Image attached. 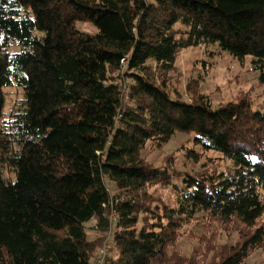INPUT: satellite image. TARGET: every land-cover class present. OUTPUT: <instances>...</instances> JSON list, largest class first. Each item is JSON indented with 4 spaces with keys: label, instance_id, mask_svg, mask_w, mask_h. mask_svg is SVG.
I'll return each instance as SVG.
<instances>
[{
    "label": "trees",
    "instance_id": "trees-1",
    "mask_svg": "<svg viewBox=\"0 0 264 264\" xmlns=\"http://www.w3.org/2000/svg\"><path fill=\"white\" fill-rule=\"evenodd\" d=\"M202 45L251 56L264 85V0H0V264H95L107 237L104 264H245L264 246V111L168 89L178 52ZM178 132L191 158L229 164L144 158ZM200 213L240 239L176 251Z\"/></svg>",
    "mask_w": 264,
    "mask_h": 264
},
{
    "label": "rangeland",
    "instance_id": "rangeland-1",
    "mask_svg": "<svg viewBox=\"0 0 264 264\" xmlns=\"http://www.w3.org/2000/svg\"><path fill=\"white\" fill-rule=\"evenodd\" d=\"M78 26L87 32L96 31L91 22H80ZM260 74V70L253 69L251 56L241 61L218 47L204 45L189 47L178 52L175 67L168 73V89L184 100H191L204 94L214 106L237 101L246 96L251 100L253 109L264 111V85L259 82ZM4 91L5 111L9 114L17 102L23 98V90L14 85L6 87ZM190 138L191 135L178 132L160 148L148 144L143 151V156L154 165L168 162L182 170L200 167L220 169L229 164V161L215 151L201 153L200 160L191 158L189 149L193 147V144ZM6 175L10 173L7 172ZM150 191L167 200H173L174 203L175 197L174 195L172 197L167 189L155 186ZM262 195L264 198V189ZM258 225L264 226V215L259 219ZM234 228L231 225L213 221L207 214L200 213L190 223L181 227L175 250L190 255L200 241L203 242L201 240L203 237L210 238L218 245L236 243L240 239L241 232ZM87 232L91 239L100 236L94 226L87 228ZM110 240L111 238L107 237L106 242ZM103 247L99 250V256L103 253L101 252ZM245 264H264V246L254 250Z\"/></svg>",
    "mask_w": 264,
    "mask_h": 264
},
{
    "label": "built area",
    "instance_id": "built-area-1",
    "mask_svg": "<svg viewBox=\"0 0 264 264\" xmlns=\"http://www.w3.org/2000/svg\"><path fill=\"white\" fill-rule=\"evenodd\" d=\"M107 242L105 243V245H104V247H103V249L101 251V252H103L102 255L99 256V258H98V260H97V262L95 264H104L105 256L108 254V252L110 250V242H108V243Z\"/></svg>",
    "mask_w": 264,
    "mask_h": 264
}]
</instances>
